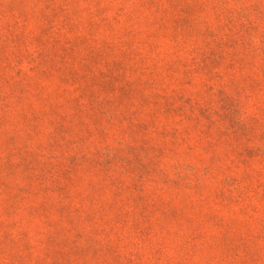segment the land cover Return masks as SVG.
<instances>
[{
  "label": "rangeland",
  "instance_id": "obj_1",
  "mask_svg": "<svg viewBox=\"0 0 264 264\" xmlns=\"http://www.w3.org/2000/svg\"><path fill=\"white\" fill-rule=\"evenodd\" d=\"M0 264H264V0H0Z\"/></svg>",
  "mask_w": 264,
  "mask_h": 264
}]
</instances>
